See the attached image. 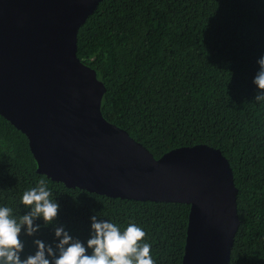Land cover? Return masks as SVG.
<instances>
[{
  "label": "trees",
  "instance_id": "16d2710c",
  "mask_svg": "<svg viewBox=\"0 0 264 264\" xmlns=\"http://www.w3.org/2000/svg\"><path fill=\"white\" fill-rule=\"evenodd\" d=\"M264 52V0H101L77 32V57L105 86L101 113L154 158L205 143L228 159L239 224L228 264H264V103L252 77ZM27 137L0 115V204L17 216L22 192L44 180L59 202L52 222L21 234L51 242L63 225L82 241L89 216L141 226L155 264H181L189 205L109 197L36 171Z\"/></svg>",
  "mask_w": 264,
  "mask_h": 264
},
{
  "label": "water",
  "instance_id": "95a60500",
  "mask_svg": "<svg viewBox=\"0 0 264 264\" xmlns=\"http://www.w3.org/2000/svg\"><path fill=\"white\" fill-rule=\"evenodd\" d=\"M100 1L0 0V115L53 181L188 204L181 264H228L239 218L227 158L197 143L155 159L101 113L105 86L76 55L77 32Z\"/></svg>",
  "mask_w": 264,
  "mask_h": 264
},
{
  "label": "clouds",
  "instance_id": "9594fccd",
  "mask_svg": "<svg viewBox=\"0 0 264 264\" xmlns=\"http://www.w3.org/2000/svg\"><path fill=\"white\" fill-rule=\"evenodd\" d=\"M255 62L258 68L252 77L256 86L254 100L264 103V52ZM20 204L24 209L19 216L8 205L0 204V264H155L151 244L142 239L146 233L141 226L129 222L122 228L110 218H99L96 212L89 216L86 240L71 234L63 225H56L51 242L36 237L32 241L34 250L25 253L21 234L33 235L41 227L36 220L52 222L60 205L42 179L22 192Z\"/></svg>",
  "mask_w": 264,
  "mask_h": 264
}]
</instances>
